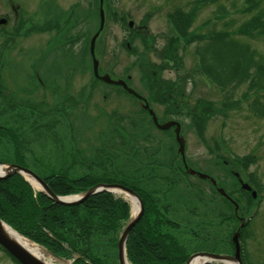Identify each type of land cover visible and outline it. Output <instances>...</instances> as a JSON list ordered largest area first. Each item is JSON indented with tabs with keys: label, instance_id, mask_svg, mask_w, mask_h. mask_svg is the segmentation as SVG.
<instances>
[{
	"label": "rangeland",
	"instance_id": "obj_1",
	"mask_svg": "<svg viewBox=\"0 0 264 264\" xmlns=\"http://www.w3.org/2000/svg\"><path fill=\"white\" fill-rule=\"evenodd\" d=\"M37 2L13 0L12 4L14 8L20 4L36 8ZM241 5L242 0H43L44 30L20 35L0 62V123H12L26 134V144L32 143L26 153L40 165L30 169L38 175L70 165L74 153L82 154L87 163L93 159L92 168L99 175L103 174L100 171L113 173L115 168L140 170L141 185L155 189L157 201L167 205L163 209L167 219L179 222L174 228L164 225L165 230L176 232L179 241L193 242L191 255L201 251L234 255L232 250L220 253L199 245L207 242L209 247L228 239L255 213L241 238L246 242L248 261L264 264V117L251 108L257 96L264 97V88L248 83L230 90L219 88L201 72L195 53L208 32L235 30L249 17L241 12ZM69 6L73 25L50 42L52 21L63 18ZM101 10L104 24L100 30ZM179 11L190 16L185 23L187 38L176 34L171 21ZM97 32L94 50L99 74L123 79L145 96L159 124L177 121L185 142L183 154L176 128H158L137 97L121 85L96 78L90 39ZM172 37L176 41L169 43ZM237 39L264 55V37ZM55 47L56 53L51 54ZM175 85L180 93L168 90ZM180 96L185 103L179 102ZM68 99L67 109L57 112V106ZM3 149L0 146V159H4ZM103 152L112 159H105ZM154 153L157 161L151 158ZM236 158L248 162L246 170ZM73 169L75 173L87 171L84 166ZM250 177L258 184L250 183ZM244 183L251 186L249 195H238ZM82 193L57 195L78 197ZM112 193L130 204L133 215L128 194ZM224 214L227 219L222 220ZM49 261L58 264L53 256ZM64 261L72 264L70 259ZM117 261L120 264L118 251ZM0 264L17 263L0 247Z\"/></svg>",
	"mask_w": 264,
	"mask_h": 264
},
{
	"label": "trees",
	"instance_id": "obj_2",
	"mask_svg": "<svg viewBox=\"0 0 264 264\" xmlns=\"http://www.w3.org/2000/svg\"><path fill=\"white\" fill-rule=\"evenodd\" d=\"M240 8L241 12L249 17L235 30H212L202 37L204 41L195 49L199 69L221 89H235L245 83L252 88L263 89L264 55L259 54L248 42L239 41L237 37H264V0H242ZM189 19L188 13L181 11L171 18L178 36L188 37L185 23ZM173 41H176L173 37L168 40L169 43ZM175 87L176 85L172 90L170 88L168 90L176 92L178 89ZM178 93H180L179 90ZM262 99L264 100V97L257 96L251 108L257 115L264 117ZM12 125V123H0V146L7 149H3L4 159L0 161L28 168L31 164L40 166L39 161L33 157L29 159L26 153L30 149L27 145L32 144H26V134H21ZM6 132L8 134H3ZM121 136L124 137L123 134ZM103 157L107 160L112 159L104 152ZM154 157L155 153L151 155V158L155 159ZM11 158L14 159L9 161L8 159ZM240 159L243 161L240 167L244 170L248 167V162L246 163L242 158H236L235 161H241ZM86 161L82 154L74 153L70 156V165L60 167L58 171H52L47 175H39L47 181L56 194L82 193L99 183H121L131 187L139 194L145 205L144 215L132 228L126 243L127 257L131 264H185L192 254L193 242L179 241L180 238L175 235L176 232L165 230L164 225L169 224L174 228L179 226V222L167 219L163 210L167 205L157 201L155 189H148L141 185L143 181L137 175L140 170L124 172L115 168L113 173L100 171L103 174L99 175L94 172L97 169L92 168L94 160L88 163ZM159 165L161 166L162 163ZM74 166H84L87 171L71 172L70 170H75ZM249 180L253 185L258 184L252 177ZM243 187L245 186H239L238 195H249L250 189L245 190ZM186 203L190 204L189 201ZM130 215V204L110 191H101L78 205H63L55 203L42 191L35 190L20 173L0 180L1 219L50 252L61 257L74 258L73 264H91L88 256L96 264H118L120 227L123 222L127 223ZM255 216L256 214L252 213L243 224L241 222L239 229L238 237L242 246L241 256L244 264H251V262L248 261L246 253V242L241 237ZM225 219H227L226 214L222 215V220ZM234 229L236 230V227ZM198 233L193 232L200 237ZM234 234L230 233L228 239L224 241L221 239L220 243L217 242L208 247L210 244L203 242L205 245H199V247L220 253L229 250L235 253ZM9 256L17 264H21L10 254Z\"/></svg>",
	"mask_w": 264,
	"mask_h": 264
},
{
	"label": "water",
	"instance_id": "obj_3",
	"mask_svg": "<svg viewBox=\"0 0 264 264\" xmlns=\"http://www.w3.org/2000/svg\"><path fill=\"white\" fill-rule=\"evenodd\" d=\"M103 24H104V16H103V10H101L100 30L103 28ZM130 25H133V22H130ZM98 34H99V32H97L93 36L92 41H91V52H92V55L94 56L93 62H94L95 75L107 83L121 85L129 93H131V94H133L139 98H142L141 95H139L134 89H132L131 87H129L127 85L125 80H122V79L121 80L120 79L119 80H113L110 77V75H108V74H105V75L99 74V71H98L99 62L95 58V50H94L95 49V41H96ZM144 106L148 107V104H145ZM150 113L152 114L155 122L157 123V125L161 129H169L172 125H174V124L177 125V127H176L177 140L180 144V152H181V154H183L185 142L179 136L180 130H181L180 124L178 122L172 121V120L168 121L164 124H159V122L155 116V113L152 109H150ZM6 164L8 166L5 169V174L0 175V179H5V178H7V177H9L15 173H21L24 177H26L30 181L32 179L36 180L40 185V190L43 191L55 203H59V204H66V205L80 204V203L84 202L87 198H89L90 196L95 195L101 191L117 192L116 188H121V189L125 190L127 193L134 195L139 201L140 208H139L138 212L135 214V216L128 222L126 227L123 229V231L119 237V240H118V259L120 261V264H125V259L127 258L126 257V243H127L128 236H129L132 228L141 220V218L143 217L144 211H145V206H144L143 200L141 199V197L139 196V194L135 190H133L131 187H128V186L121 184V183H99V184H96L95 186L89 188L86 192L82 193L81 196H78V197H75V196H68V197L67 196H59L50 188V186L47 184V182L45 181L44 178H42L40 175L35 173L30 168H27V167L19 165V164H14V163H6ZM192 173H196L199 176L205 177V178L209 177L205 173L196 172L195 170H192ZM210 179L213 181V183H216L215 180H213L212 178H210ZM219 191L223 195H225V191L223 189L220 188ZM3 225L5 226L6 223L1 219V216H0V245L3 248H5L13 257H15L20 263H22V264H49V263L43 261L42 259H40L39 257L33 255L27 249H25L22 245L18 244L12 238L7 236L3 231ZM8 226L11 227L10 225H8ZM13 230H15V229H13ZM238 235H239V232L236 233L233 237L234 242H235V247H236V251H235L234 255L201 251V252H197V253L191 255L185 264H192V258H194V257H200L202 259V262L200 264H206V263H212V262L228 264V262H230V261H234L235 264H243L241 257H240V244H239ZM52 255L58 259L63 260V258H61L55 254H52ZM88 258L92 264H96L90 256H88Z\"/></svg>",
	"mask_w": 264,
	"mask_h": 264
},
{
	"label": "flooded vegetation",
	"instance_id": "obj_4",
	"mask_svg": "<svg viewBox=\"0 0 264 264\" xmlns=\"http://www.w3.org/2000/svg\"><path fill=\"white\" fill-rule=\"evenodd\" d=\"M12 1L13 0H0V11H1V13H0V62L3 61V58L5 57V55H8L9 52H8L7 48L10 46L11 43L12 44L16 43L18 41L17 39L19 38L20 35L24 36L26 34L27 35L31 34V32L34 29H37L39 32L41 30H44V29H42L43 25H41V23H42L41 7L43 6V0H38L36 8H32V7L29 8L28 6L22 5V4H20L18 6V8H14V6L12 4ZM71 9L72 8H70V6H69L67 8V13L64 15L63 18L55 19V23L56 24L54 23V20L52 21V27H54V28H51L50 30H53L52 34L54 36H52V38L53 37L54 38L51 39L50 42L53 41L55 38L59 39L60 38L59 35L61 36V32H62V30L64 28H66V27L70 28L73 25L74 19L71 16ZM59 19H60V21H59ZM91 41H92V39H90V42ZM49 44L50 43H48V47H49ZM57 45H58V43H57ZM48 47H47L46 50H44L42 52L47 51ZM57 47H59V45ZM56 50L57 49L55 47L54 49H52V51L50 53L51 54L56 53ZM90 51H91V49H90ZM91 55H92V52H91ZM93 64H94V62H93ZM0 68H1V66H0ZM94 74H95V72H94ZM96 78L100 79L97 76H96ZM2 84H3L2 81H0V90H1V88L3 86ZM125 91H126V89H125ZM137 93L139 95H141L143 98H139V97H137V96H135L133 94L132 95L137 97L139 103L143 106L142 108L144 110H146L150 114V116L152 117L155 125L159 128V126L155 122L152 114L150 113V109H152V108L149 105L150 103H149L148 99L145 96H143L142 94H140L139 92H137ZM169 96H171V95L169 94ZM164 97H165L164 100H167V98H166L167 97V93H166V96H164ZM74 100L75 99L73 98L72 101H74ZM69 101L70 100L68 99L67 102L64 105L57 106V108H56L57 112L59 110L67 109ZM179 102L180 103H185V97L180 98ZM145 103L146 104L148 103L149 107H147V108L144 107ZM7 104H9V105H13L14 104L15 105L16 103L15 102H7ZM7 104H5V105H7ZM9 105H7V106H9ZM60 113H62V112H60ZM154 113H155V111H154ZM155 116H156V118H157V120L159 122V118L156 115V113H155ZM166 122H164V123H166ZM176 127H177V125L175 124L172 127H170L169 129L171 130L172 128H176ZM164 130H167V129H164ZM31 165H33V164H31Z\"/></svg>",
	"mask_w": 264,
	"mask_h": 264
},
{
	"label": "bare ground",
	"instance_id": "obj_5",
	"mask_svg": "<svg viewBox=\"0 0 264 264\" xmlns=\"http://www.w3.org/2000/svg\"><path fill=\"white\" fill-rule=\"evenodd\" d=\"M7 166L8 165L4 164V163L2 165H0V175L5 174V169L7 168ZM32 183L34 184L35 187L40 188V185L36 180L32 179ZM116 191L117 192H124V193L128 194V196L130 197V199L132 200V203H133V216H134L140 208V204H139L138 199L134 195L127 193L125 190H123L121 188H116ZM3 231L7 236L12 238L18 244L22 245L30 253H32L33 255L39 257L43 261L50 264L49 258H51L52 256H50L51 254H48L41 246H39L38 244L29 240L28 238H26L22 234L17 233L15 230H13L7 224L5 226L3 225ZM55 259H56V263H58V264H63V262H65L64 260H61V259H57V258H55ZM201 262H202V259L200 257L192 258V264H200ZM125 264H131V262H129V260L126 258ZM228 264H235V262L230 261V262H228Z\"/></svg>",
	"mask_w": 264,
	"mask_h": 264
}]
</instances>
